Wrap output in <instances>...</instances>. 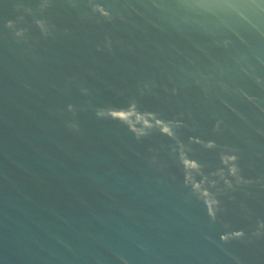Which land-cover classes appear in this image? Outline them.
Returning <instances> with one entry per match:
<instances>
[{"label": "water", "instance_id": "water-1", "mask_svg": "<svg viewBox=\"0 0 264 264\" xmlns=\"http://www.w3.org/2000/svg\"><path fill=\"white\" fill-rule=\"evenodd\" d=\"M0 264H264V0H0Z\"/></svg>", "mask_w": 264, "mask_h": 264}]
</instances>
